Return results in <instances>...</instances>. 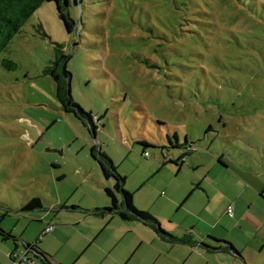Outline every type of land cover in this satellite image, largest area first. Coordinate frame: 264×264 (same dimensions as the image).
Returning <instances> with one entry per match:
<instances>
[{
    "label": "rangeland",
    "instance_id": "1",
    "mask_svg": "<svg viewBox=\"0 0 264 264\" xmlns=\"http://www.w3.org/2000/svg\"><path fill=\"white\" fill-rule=\"evenodd\" d=\"M70 1L74 32L56 3L44 2L0 54L17 63L12 71L0 65L1 224L29 236L40 226L22 210L32 197L43 215L68 202L107 201L115 180L92 156L94 144L126 176V189L166 220H194L192 211L207 204L219 212L240 173L233 166L254 176L264 170V0ZM53 42L70 56L71 93L92 113L96 139L62 109L44 72ZM192 144L180 170L166 161ZM61 256L73 258L68 250Z\"/></svg>",
    "mask_w": 264,
    "mask_h": 264
},
{
    "label": "crops",
    "instance_id": "2",
    "mask_svg": "<svg viewBox=\"0 0 264 264\" xmlns=\"http://www.w3.org/2000/svg\"><path fill=\"white\" fill-rule=\"evenodd\" d=\"M183 153L171 157L176 159ZM187 157L179 170L187 163ZM162 161L164 165L165 161ZM191 164L189 161L188 165ZM231 165L225 161L227 169ZM232 169L240 170V173L233 174L231 192L227 193V197L224 194L220 211H210L207 204L204 210L192 211L194 220L183 219L179 224L173 223L171 219L166 220L165 213L154 210L149 201L134 197L135 205L155 214L165 231L174 236L190 232L193 242L163 237L139 220L125 221L114 214L95 215L88 210L109 206L110 199L107 197V201L97 203L95 207L68 202L56 212L54 208H49L45 215L42 214L46 210L43 207L27 211L30 216L35 215L32 220L40 225L29 236H25L23 231L17 234L5 229L1 224L17 241L0 236V264H19L12 257L13 252L25 253L26 244L34 242H38L41 249L50 255L53 263L61 264H264V170L259 169L254 176L252 170L243 164ZM243 179L250 186H245ZM189 197L190 194L180 204L183 205ZM211 198L208 197V201ZM157 201H167L172 205L179 203L173 197H154V202ZM231 204L235 209L233 215L226 213ZM62 209L69 211L61 215ZM76 239L70 247L72 242H69ZM67 250L73 258L64 259L61 256ZM27 255L33 261L21 264H44L32 253L27 252Z\"/></svg>",
    "mask_w": 264,
    "mask_h": 264
},
{
    "label": "trees",
    "instance_id": "3",
    "mask_svg": "<svg viewBox=\"0 0 264 264\" xmlns=\"http://www.w3.org/2000/svg\"><path fill=\"white\" fill-rule=\"evenodd\" d=\"M51 1L56 3L59 17L64 22L68 32L72 33L76 30L77 22L72 18L68 9L71 3L70 0H0V54L7 50L13 38L16 34L22 31L24 25L32 14L40 8L44 2ZM78 2L79 0H74L75 4ZM44 36L49 37L46 32H44ZM53 43L56 45L55 59L45 68L44 72L45 74L50 75L55 83L56 97L61 103L62 109L81 119L92 131V135L94 139H96L98 126L94 123L92 113L86 111V109L76 102L71 93L72 73L67 68L70 56L66 55L64 52V44L58 42ZM0 65L9 71L17 68V63L11 58H1ZM98 119L100 120L101 117ZM210 129L211 127H209L208 130ZM146 146H148V143L144 142L143 147ZM192 147L193 146L191 145V148H188L178 158H168L166 161L173 162L180 166L183 164L184 158L192 154L194 151ZM146 153L147 152L144 153L145 156H147ZM92 156L100 164L104 176L106 178H114L115 180L113 188H105L106 194L110 198V205L103 208L97 207L88 209L92 214L102 215L110 213L117 215L125 221L139 220L153 228L163 237L180 242H193L190 232L183 234L182 236H174L162 228L161 223L155 214L149 210L140 209L135 205L134 193L127 190L125 187L126 176L119 172L118 167L115 165L112 158L97 144L92 147ZM39 208H42V201L39 197L32 198L27 204L22 206L23 211H31ZM0 236H3L4 238L11 237L17 241L15 236L2 228L1 220ZM228 244L230 245V243ZM26 249L28 252L32 253L35 258L41 259L44 264H61L53 263L50 260V255L41 249L38 242L26 244Z\"/></svg>",
    "mask_w": 264,
    "mask_h": 264
},
{
    "label": "built area",
    "instance_id": "4",
    "mask_svg": "<svg viewBox=\"0 0 264 264\" xmlns=\"http://www.w3.org/2000/svg\"><path fill=\"white\" fill-rule=\"evenodd\" d=\"M146 155L148 156V153H146ZM263 194H264V192H263ZM227 212L229 215H233L234 212H233L231 205L228 207ZM27 252H25V253L24 252H13L12 257L14 258L15 263L21 264V263H27V262L32 261L29 258V256L27 255Z\"/></svg>",
    "mask_w": 264,
    "mask_h": 264
},
{
    "label": "water",
    "instance_id": "5",
    "mask_svg": "<svg viewBox=\"0 0 264 264\" xmlns=\"http://www.w3.org/2000/svg\"><path fill=\"white\" fill-rule=\"evenodd\" d=\"M31 260H33V258H31Z\"/></svg>",
    "mask_w": 264,
    "mask_h": 264
}]
</instances>
